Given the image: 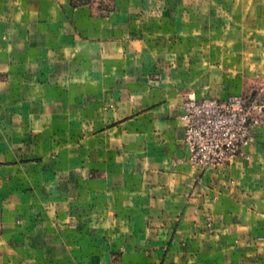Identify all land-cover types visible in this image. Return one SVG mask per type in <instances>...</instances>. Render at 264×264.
Wrapping results in <instances>:
<instances>
[{
    "label": "crops",
    "instance_id": "0c3cea01",
    "mask_svg": "<svg viewBox=\"0 0 264 264\" xmlns=\"http://www.w3.org/2000/svg\"><path fill=\"white\" fill-rule=\"evenodd\" d=\"M264 86V0H0V264H264V113L194 166L184 95Z\"/></svg>",
    "mask_w": 264,
    "mask_h": 264
},
{
    "label": "built area",
    "instance_id": "2783aa9c",
    "mask_svg": "<svg viewBox=\"0 0 264 264\" xmlns=\"http://www.w3.org/2000/svg\"><path fill=\"white\" fill-rule=\"evenodd\" d=\"M264 105L257 97L232 95L226 99L184 97L185 143L194 166L219 167L255 141L254 127L261 124Z\"/></svg>",
    "mask_w": 264,
    "mask_h": 264
},
{
    "label": "rangeland",
    "instance_id": "374dc122",
    "mask_svg": "<svg viewBox=\"0 0 264 264\" xmlns=\"http://www.w3.org/2000/svg\"><path fill=\"white\" fill-rule=\"evenodd\" d=\"M242 95L251 96V97H257L259 102L264 105V86L263 85L261 87H259L258 89L253 90L252 93H248V94L244 93ZM184 97H185V95H184ZM263 113H264V110H263L261 115H263ZM261 121H262V117H261Z\"/></svg>",
    "mask_w": 264,
    "mask_h": 264
},
{
    "label": "trees",
    "instance_id": "16d2710c",
    "mask_svg": "<svg viewBox=\"0 0 264 264\" xmlns=\"http://www.w3.org/2000/svg\"><path fill=\"white\" fill-rule=\"evenodd\" d=\"M82 1V0H81ZM83 1H87V0H83Z\"/></svg>",
    "mask_w": 264,
    "mask_h": 264
}]
</instances>
